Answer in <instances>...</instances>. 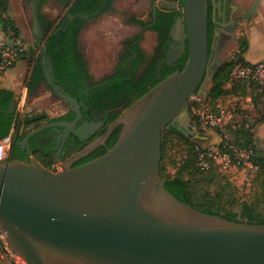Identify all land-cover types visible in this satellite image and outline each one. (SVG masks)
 Here are the masks:
<instances>
[{
    "label": "water",
    "instance_id": "95a60500",
    "mask_svg": "<svg viewBox=\"0 0 264 264\" xmlns=\"http://www.w3.org/2000/svg\"><path fill=\"white\" fill-rule=\"evenodd\" d=\"M41 1L33 0L31 8L32 32L42 40ZM261 2L253 1L246 19L257 13ZM179 7L182 17L175 28L181 33V45L163 64H173L188 47L184 68L124 109L99 140L123 126L105 154L78 167L65 165L60 172L29 158H11V153L0 161V231L27 264H264V224L200 211L170 193L161 175L164 129L174 126L196 141L205 138L194 129L187 105L196 94L208 96L205 84L212 85L219 70L210 72L208 0H185L182 5L155 0V23L158 8ZM42 50L46 81L70 104L76 118L32 131L18 142L24 149L49 127H73V134L83 140L102 125L79 124L82 108L89 107L55 81L48 45ZM16 108L12 99L0 113L11 115Z\"/></svg>",
    "mask_w": 264,
    "mask_h": 264
},
{
    "label": "flooded vegetation",
    "instance_id": "af4514ba",
    "mask_svg": "<svg viewBox=\"0 0 264 264\" xmlns=\"http://www.w3.org/2000/svg\"><path fill=\"white\" fill-rule=\"evenodd\" d=\"M32 1L33 0H26L25 3L31 6ZM115 1L116 0H42L40 7L43 4L49 3L52 7L57 8L60 11L66 9L67 14L63 17L58 16L59 19L56 24L57 26L52 25L50 28L49 23L51 21L54 22V20H50L51 18H44L41 15V25L45 32V36L42 40L35 35L34 36L37 39H40L41 42L52 35L58 36L62 30L67 31V28L63 29L64 25H71L75 30H79V37L80 29L84 23L92 20L96 15L111 11ZM167 1L176 2L179 5H182L185 2L183 0ZM154 2L155 0H153V5ZM153 5L150 22L138 25L139 28H141V32L131 43L128 44L130 56L124 63L125 73L120 70L121 68L123 69L120 62L118 67L115 68L110 75L106 76V78L101 81L96 80L95 82H92L89 78L90 73L88 71V64L80 52L79 41L77 42V51L81 56V60H78L75 56L71 57L69 54H65L64 56L66 57L61 63L63 71L71 69V72L76 74L74 80H67L66 83L63 84L54 71L53 77L55 81L61 83L69 94L77 97L80 103H85L89 107V110L82 108L83 118L79 124L82 125L86 122H96L102 123L101 127L93 134L90 132L87 133L83 140H80L73 134V127L67 126L63 129L59 127H49L32 137L30 139V147L24 149L22 146H18V142H23L29 133L49 123L72 122L76 118V113L71 109L70 104L63 99L62 101L65 103L64 112L55 117H48V114L46 113L25 117L22 115V112L17 113L16 111L17 129L10 146L11 158L22 161L29 158L30 161L35 160L50 171H61L65 165L78 167L88 163L105 154L111 147H113L110 145V142L116 130L122 125H117L104 141H99L100 138L106 134L111 124L118 119L115 117L116 113L119 111L121 112L120 108L108 110L103 108V105H110L113 103L112 99L109 101H106L105 99L109 91L106 79L118 73L122 76L132 74L134 70V62L139 55L138 43L143 38L144 33L148 30H144L145 27L154 23V26L151 27L152 29H167L170 24L168 35H165V42H162L161 40L162 35L160 31H156L157 45L154 49V61L158 62V74L155 81L160 78L167 69L169 70L175 67L188 53V47H186L181 57L173 64H163L165 58L173 55L172 53L176 54L178 47L181 45V33L175 28L177 19L182 17V14L179 12L181 7L177 10L158 8V18L155 23L153 17ZM251 5L250 0H208V32L211 53V73L214 69H221L230 64L232 55L240 40L239 35L244 34L245 29L253 19L254 15L251 16L250 19H246L247 12ZM140 35L141 37H139ZM58 42L61 43V41ZM58 50L61 52L60 48H58ZM133 52L136 53L135 56L133 55ZM152 60L153 59L148 61L143 71H146L149 68ZM166 66H169V68H166ZM128 80H130V77H128ZM45 83L49 86L46 78ZM211 86V83H206L204 89L210 91ZM78 91H80V94L75 95ZM53 94L58 96L55 92ZM95 143H97L96 146L89 150V148ZM233 214L234 215L230 217L234 221L249 220L242 215L240 209L233 211Z\"/></svg>",
    "mask_w": 264,
    "mask_h": 264
},
{
    "label": "trees",
    "instance_id": "16d2710c",
    "mask_svg": "<svg viewBox=\"0 0 264 264\" xmlns=\"http://www.w3.org/2000/svg\"><path fill=\"white\" fill-rule=\"evenodd\" d=\"M9 10L10 0H0V25L8 37L21 38L23 42H25L22 35V30L14 18L10 15ZM52 25L53 22L51 21L49 23V28ZM64 28H67V31L62 30L58 35L59 37L52 35L44 39L42 44L48 45V53L53 59L54 71L63 84H65L67 80L73 81L76 77V74L72 73L71 69H68V71L62 70L61 63L66 57L64 55L69 54L71 57L75 56L78 60H81V56L77 51L79 30H75L71 25H64L63 29ZM169 28L170 24L168 25L167 29L157 28V30L160 31L162 35V42H165V35H168ZM39 41L40 39L37 40V43H39ZM58 41H61V43ZM58 48L61 49V52H59ZM247 49V39L240 38L238 50L240 53L244 54ZM28 54L35 56L36 51L31 49L29 52L27 49L26 55L24 57H26ZM42 56L43 50L41 47V54L37 57L32 74L27 80L29 93H31L35 87L39 85L42 78L45 77L41 63ZM187 57L188 53L175 67L169 70L167 69L164 74L156 81L155 79L157 78L158 74V63L156 62H151L149 68L138 78L131 79L130 75L122 76L120 73H118L106 79L108 82L107 87L109 91L105 99L106 101L112 99L113 103L110 105H103V108L107 110L120 108V106H125L127 108L135 100L153 88L168 75L176 71H181L186 64ZM166 68H169V66H166ZM231 70L232 62L218 70L212 80V86L210 88L209 94L207 97H205V99L215 104L221 98L229 95H235L242 98H245L248 95L251 96L256 115L251 117L241 116V122L239 123H234V117H231L226 125V132L230 137V142L241 148H252L255 151L256 155L253 161L255 164L259 165L258 171L264 176V151L258 149L255 138L256 125L259 123H264V90L260 91L258 86H255L254 84L247 85L246 83H232L230 80ZM128 77H130V80H128ZM0 90L2 92L0 94V110H7L11 100L14 97V93L7 89ZM77 94L79 95L80 91L75 93V95ZM189 104V113L192 115V107L195 105L192 103ZM121 114L122 113L119 111L116 113L115 117L118 118ZM193 117L191 120L192 123L194 122ZM16 122V113L11 115L5 112L0 113V139L7 136L11 132ZM121 128L122 126L116 130L110 142L111 146H113L118 141L121 134ZM221 136L223 137V133ZM168 137H175L181 140L186 146V153L182 160L180 162H173L174 167H176V172L174 174H166L163 164L167 158L166 143L168 142ZM225 142L226 140H223L222 144ZM199 143L201 142L188 137L181 130L175 127H171L170 129L166 128L162 131L161 175L165 181L166 189L178 199L189 203L191 206L200 211L214 215L224 214L226 218L233 220L230 217L234 215L233 208L235 206H241L240 210L242 215L248 218L250 223L254 222L258 224H264V213L259 212L254 204L248 201L239 200L237 197L238 190L235 186H232L230 182H227L225 184L226 186H221L215 194L204 191V184L211 182L213 178L219 176L221 171L216 166H212L208 170H202L199 168L196 152V146ZM227 187L231 189H228Z\"/></svg>",
    "mask_w": 264,
    "mask_h": 264
},
{
    "label": "rangeland",
    "instance_id": "374dc122",
    "mask_svg": "<svg viewBox=\"0 0 264 264\" xmlns=\"http://www.w3.org/2000/svg\"><path fill=\"white\" fill-rule=\"evenodd\" d=\"M19 7H22V3L26 0H12ZM141 1V2H140ZM133 7L134 14L131 21V14L127 11L131 7V0H118L115 5H113L112 10L104 12L100 15H96L92 20L85 22L79 32V48L81 54L90 60L88 64V71L90 73V80L92 82L101 81L106 78L108 74L121 62V72L125 73L124 63L129 59L130 53L128 51V44L135 39V37L141 32L137 24V18H143L146 22H150L151 10L150 3L153 0H146L143 2L140 0ZM254 0H250L252 4ZM144 3V4H143ZM26 4V9L28 10V17L30 19L29 24L25 25L22 30V35L25 40V46L30 51L33 49L37 52V57L41 54V47L43 41L36 44L37 39L32 32V8L29 4ZM133 4V3H132ZM58 6V5H57ZM60 7V6H58ZM41 15L44 18H51L54 20L53 25H56L59 16H66L67 10L62 9L60 12L57 8L52 7L49 3L43 4L40 7ZM61 9V8H60ZM133 13V12H132ZM57 26V25H56ZM157 30L148 29L143 38L138 43L139 55L134 62V70L130 74L131 79L138 78L142 73L149 60L154 61V49L157 45ZM240 38L247 39L246 31L244 34L239 35ZM239 45V43H238ZM238 49L236 47L235 51ZM29 54L25 59H28ZM36 57V60H37ZM151 64V63H150ZM127 75V74H126ZM45 83V77L42 78ZM46 84V83H45ZM45 91L51 93V97L44 96ZM40 93L44 94L36 102L28 101L24 105L19 106L22 111L23 116H34L41 113L48 114V117H55L64 112L65 103L61 98L53 94L54 92L51 88L45 85L44 88L40 90ZM222 103L229 108V115L232 114L234 117V123L241 122L239 116H245L246 111L243 109L246 105L247 98H242L235 95H229L221 98ZM188 102V111L189 104ZM126 107L120 106L121 113ZM194 108L192 107L193 114L190 113V118L194 115ZM190 112V111H189ZM256 115L255 109L250 111L249 116ZM194 118V117H193ZM216 131V130H215ZM218 136L221 133L216 131ZM167 148V158L164 161V167L166 174H174L176 172V167H174L173 162H180L185 155V144L175 138L168 137V142L166 143ZM230 182L232 186L237 188V197L241 201H248L254 204L259 212L264 213V176L258 170L245 169L239 166H234L231 169L221 172V174L211 182L204 184V191H208L211 194L217 193L221 186H226L225 184ZM228 189H231L227 187ZM238 209V207H237ZM0 264H17L14 256L6 249L5 244L1 241L0 244Z\"/></svg>",
    "mask_w": 264,
    "mask_h": 264
},
{
    "label": "built area",
    "instance_id": "2783aa9c",
    "mask_svg": "<svg viewBox=\"0 0 264 264\" xmlns=\"http://www.w3.org/2000/svg\"><path fill=\"white\" fill-rule=\"evenodd\" d=\"M26 52L25 42L21 38H10L9 43L0 48V74L15 66L26 55ZM231 62L230 80L232 83L254 84L258 86L260 91L264 90V62H248L245 59V55L240 53L238 49L233 53ZM190 103L196 107L194 109L193 125L197 132L204 134L210 130H216L221 132V134L223 133L221 142L217 145L205 146L199 143L196 146L199 168L208 170L212 166H216L221 172H224L234 166H239L253 171L259 170V165L253 161L256 153L252 148H241L230 142V137L226 132V125L232 115H229V108L222 103L221 99L214 104L207 101L202 94H196L190 99ZM243 109L246 111L245 117H248L250 111L254 109L252 98L247 99ZM14 133L15 128L7 136L0 139V161L9 158ZM223 140H226V142L222 144ZM53 172L60 171L56 170ZM0 240L5 244L11 255L14 256L17 264H27L11 248L5 234L1 231Z\"/></svg>",
    "mask_w": 264,
    "mask_h": 264
},
{
    "label": "crops",
    "instance_id": "0c3cea01",
    "mask_svg": "<svg viewBox=\"0 0 264 264\" xmlns=\"http://www.w3.org/2000/svg\"><path fill=\"white\" fill-rule=\"evenodd\" d=\"M117 1L118 0L115 1V4ZM139 1L140 0H131L133 4L131 3L130 5L131 7L127 9V11L131 14V21L133 18L132 14H134L133 7ZM142 1L146 2V0H142ZM152 5H153V2L150 3L149 6L151 7ZM9 11H10V15L17 22L21 30L25 28L24 27L25 25L29 24L30 19L28 17V10L26 9V4L24 2L22 3V7L21 6L19 7L16 3L10 0V10ZM150 14H152V10ZM58 16L59 14L56 17ZM145 23L147 22L143 18H140V19L137 18L138 25L140 24L143 25ZM138 25H135V26H138ZM245 31L247 34V41H248V49L244 53L245 59L251 63L264 62V0H262V2L260 3L257 13L253 16L251 23L245 29ZM9 41H10V37H8L5 34L2 26L0 25V48L5 46L7 43H9ZM36 44L38 45L37 42ZM36 57H37V52L35 56L29 55L28 59H25L26 57H23L20 61L16 63L15 66L5 71L3 74H0V89H7L14 93L13 99H15L17 102V108H16L17 113L22 112L19 109V106L24 105V103L28 101L36 102L38 99H40L44 95L40 93V90L44 88L45 85L47 86V84L44 83V80H41L39 85L35 87V89L31 93H29L28 87H27V80L32 74L33 67L36 61ZM84 59L87 62V64H90V60L88 58L84 57ZM113 69L115 70V66ZM45 92L46 93L44 96L51 97V93L49 91H45ZM245 98L250 99L251 96L248 95ZM239 119H241V116H239ZM204 136L205 138L201 140L200 142L201 144L205 146H213L221 142V137L218 136V133L215 130H210L204 133ZM255 138H256V145L258 149L261 151H264V123H259L256 125Z\"/></svg>",
    "mask_w": 264,
    "mask_h": 264
}]
</instances>
